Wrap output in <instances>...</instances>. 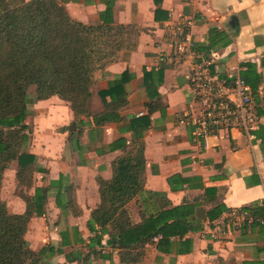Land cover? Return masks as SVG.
<instances>
[{
  "label": "crops",
  "instance_id": "1",
  "mask_svg": "<svg viewBox=\"0 0 264 264\" xmlns=\"http://www.w3.org/2000/svg\"><path fill=\"white\" fill-rule=\"evenodd\" d=\"M57 2L74 21L93 27L131 25L139 36L135 50L120 51L114 62L94 74L89 103L93 114L104 110L100 93L117 78L122 83L124 102L116 103L114 121L96 126L92 118L82 117L75 123L69 104L56 96L32 101L26 120L31 128L29 152L35 155L40 171L33 174V186L22 191L32 198L35 188L46 189V204L45 213L28 224L29 248L34 252L61 249V254L51 255L50 250L44 254L43 261L50 264H77L67 262L65 255L69 259L89 255V264H123L119 250L107 244V235L101 246L89 242L93 234L87 223L100 204L98 180H110L112 163L123 156L122 148H111L122 139L127 145L133 142L132 121L147 117L146 128L134 126L144 142L145 185L126 205L128 215L138 224L141 216L176 209L186 231L164 241L161 236L153 238L137 264H264L263 225L235 229L227 219L216 225L232 209L264 206V0ZM184 19L193 21V51L176 50L169 43V35ZM211 28L228 39L205 51ZM206 62L209 73L219 80L225 78L229 66L241 67L258 116L251 135L237 128L218 129L203 144H196L190 122L179 123L195 117L202 108L190 78L204 70ZM144 73L152 74L148 77L153 85L151 96ZM28 95L35 98L34 86ZM111 101L106 96V102ZM72 124L75 129L70 131ZM16 170L17 163L12 162L5 171L1 197L11 173L16 196L5 203L9 213L23 214L26 204L17 194ZM70 189L74 191L72 211L67 205ZM75 238L84 243H75ZM61 241L70 244L62 246Z\"/></svg>",
  "mask_w": 264,
  "mask_h": 264
},
{
  "label": "trees",
  "instance_id": "2",
  "mask_svg": "<svg viewBox=\"0 0 264 264\" xmlns=\"http://www.w3.org/2000/svg\"><path fill=\"white\" fill-rule=\"evenodd\" d=\"M138 36L139 30L131 25L93 27L74 21L57 0H0V264H40L47 251L50 250L51 255L62 253L61 249L52 250V247L34 252L25 240L30 220L34 216L41 217L46 204V189L35 188L32 198L22 191L33 186V174L40 171L35 155L29 152L31 128L26 123L31 114L27 100L29 87H35L34 101L56 96L68 103L75 123L82 117L92 118L96 126L112 122L117 112L116 103L124 102L122 83L117 78L106 92L100 93L104 110L93 114L89 103L94 74L114 62L120 51L135 50ZM226 39L228 36L223 32L211 28L208 45L203 50L208 51ZM148 77L152 74L144 73L145 88L151 96L153 85L148 83ZM154 95L159 96L157 92ZM106 96L112 99L111 103L106 102ZM148 123L147 117L132 121V125L143 128ZM134 126L133 142L127 145L122 139L111 148H122L123 156L112 163L110 180H98L100 204L87 223L88 231L93 234L89 242L101 246L103 236L107 235V244L119 250L123 264L141 262L145 246L153 238L161 236L164 241L168 236L186 231L180 225L176 209L148 218L141 216L138 224L130 220L126 205L145 185L144 142ZM12 162L17 163V194L26 204L23 214L9 213L1 197L4 174ZM73 194V189L67 191L71 211ZM242 210L254 217L264 216L263 205ZM73 235H77L75 230ZM74 241L84 243L78 238ZM61 244L70 243L61 241ZM99 256L104 258V255ZM65 258L67 262L89 264V255L76 259L65 255Z\"/></svg>",
  "mask_w": 264,
  "mask_h": 264
},
{
  "label": "built area",
  "instance_id": "3",
  "mask_svg": "<svg viewBox=\"0 0 264 264\" xmlns=\"http://www.w3.org/2000/svg\"><path fill=\"white\" fill-rule=\"evenodd\" d=\"M192 25L191 19H184L169 35L173 49L193 51L195 45L190 35ZM159 61H163V57H159ZM209 66V62L204 63L205 69L190 78L192 90L202 102L199 114L190 120L181 119L179 123L190 122L193 127L192 142L196 144H203L218 129L237 128L251 135L258 124V116L251 89L240 74L241 67L229 66L225 78L219 80L209 73ZM225 219L235 229L252 224L264 226V216L254 217L242 209L228 211L216 225L223 224Z\"/></svg>",
  "mask_w": 264,
  "mask_h": 264
},
{
  "label": "rangeland",
  "instance_id": "4",
  "mask_svg": "<svg viewBox=\"0 0 264 264\" xmlns=\"http://www.w3.org/2000/svg\"><path fill=\"white\" fill-rule=\"evenodd\" d=\"M16 2H20L21 0H14ZM25 1V0H24ZM27 100L30 101L29 102V105H28V109L30 108V106L32 105V101L34 99H30V95L27 96ZM30 111V109H29ZM31 112V111H30ZM31 115V114H30ZM15 189H14V185L12 184V175L11 173L8 174V177L5 181V184H4V187H3V190H2V199L5 201V202H10L11 198L13 196H16V193L14 192Z\"/></svg>",
  "mask_w": 264,
  "mask_h": 264
},
{
  "label": "water",
  "instance_id": "5",
  "mask_svg": "<svg viewBox=\"0 0 264 264\" xmlns=\"http://www.w3.org/2000/svg\"><path fill=\"white\" fill-rule=\"evenodd\" d=\"M75 129V124H72L71 125V128H69L70 131L74 130ZM40 264H50L49 262H46V261H42L40 262Z\"/></svg>",
  "mask_w": 264,
  "mask_h": 264
}]
</instances>
